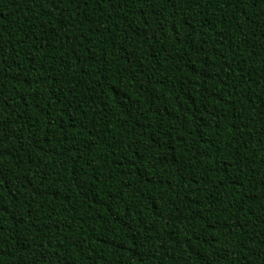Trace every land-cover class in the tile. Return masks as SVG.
Masks as SVG:
<instances>
[{"label":"trees","instance_id":"16d2710c","mask_svg":"<svg viewBox=\"0 0 264 264\" xmlns=\"http://www.w3.org/2000/svg\"><path fill=\"white\" fill-rule=\"evenodd\" d=\"M0 264H264V0H0Z\"/></svg>","mask_w":264,"mask_h":264}]
</instances>
